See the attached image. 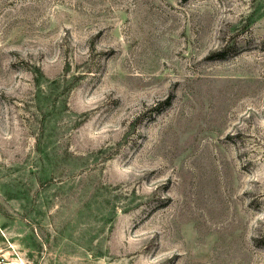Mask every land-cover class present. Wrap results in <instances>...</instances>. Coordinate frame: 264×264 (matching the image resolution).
<instances>
[{"label":"rangeland","instance_id":"1","mask_svg":"<svg viewBox=\"0 0 264 264\" xmlns=\"http://www.w3.org/2000/svg\"><path fill=\"white\" fill-rule=\"evenodd\" d=\"M0 262L264 264V0H0Z\"/></svg>","mask_w":264,"mask_h":264},{"label":"trees","instance_id":"2","mask_svg":"<svg viewBox=\"0 0 264 264\" xmlns=\"http://www.w3.org/2000/svg\"><path fill=\"white\" fill-rule=\"evenodd\" d=\"M226 54H227V50H226V48L224 47V48H222V49H220V50H218V51L212 52V53L208 56V58H210V59H220V58L225 57ZM166 102H168V101H166Z\"/></svg>","mask_w":264,"mask_h":264},{"label":"built area","instance_id":"3","mask_svg":"<svg viewBox=\"0 0 264 264\" xmlns=\"http://www.w3.org/2000/svg\"><path fill=\"white\" fill-rule=\"evenodd\" d=\"M0 264H5L4 262H0Z\"/></svg>","mask_w":264,"mask_h":264}]
</instances>
